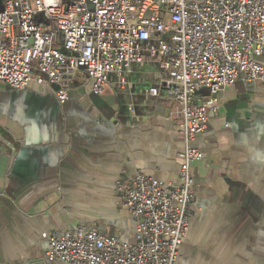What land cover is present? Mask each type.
<instances>
[{"label":"crops","instance_id":"obj_1","mask_svg":"<svg viewBox=\"0 0 264 264\" xmlns=\"http://www.w3.org/2000/svg\"><path fill=\"white\" fill-rule=\"evenodd\" d=\"M158 75L134 64L122 87L94 95L77 71L63 103L33 82L0 85V264H64L44 258L47 236L82 224L133 241L137 222L116 180L129 185L139 171L177 185L186 147L167 91L148 94ZM215 98L189 144L202 159L191 166L195 202L175 264H264V82L239 79Z\"/></svg>","mask_w":264,"mask_h":264},{"label":"built area","instance_id":"obj_2","mask_svg":"<svg viewBox=\"0 0 264 264\" xmlns=\"http://www.w3.org/2000/svg\"><path fill=\"white\" fill-rule=\"evenodd\" d=\"M0 85L31 82L58 102L77 71L92 93L122 87L134 64L159 75L148 94L164 88L171 118L186 147L177 185L135 172L115 182L136 220L132 242L79 225L47 236L46 260L64 264H175L195 202L191 172L201 152L190 142L217 112L215 96L237 80L264 82V0H2ZM206 88L208 95L197 93Z\"/></svg>","mask_w":264,"mask_h":264},{"label":"water","instance_id":"obj_3","mask_svg":"<svg viewBox=\"0 0 264 264\" xmlns=\"http://www.w3.org/2000/svg\"><path fill=\"white\" fill-rule=\"evenodd\" d=\"M1 2H2V0H0V10L2 9V5H1ZM203 93V94H205L206 96L208 95V90L206 89V88H203V89H201L200 91H198L197 93ZM94 94V93H93ZM94 95H96V94H94ZM246 118H247V114L245 113V115H244ZM41 262V263H40ZM39 263H37V264H43L44 262H42V261H40ZM27 264H34V263H32V262H30V263H27Z\"/></svg>","mask_w":264,"mask_h":264}]
</instances>
